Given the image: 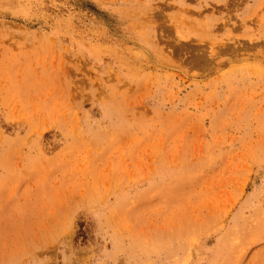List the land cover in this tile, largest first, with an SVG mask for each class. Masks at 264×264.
I'll list each match as a JSON object with an SVG mask.
<instances>
[{
    "label": "rangeland",
    "instance_id": "rangeland-1",
    "mask_svg": "<svg viewBox=\"0 0 264 264\" xmlns=\"http://www.w3.org/2000/svg\"><path fill=\"white\" fill-rule=\"evenodd\" d=\"M0 264H264V1L0 0Z\"/></svg>",
    "mask_w": 264,
    "mask_h": 264
},
{
    "label": "bare ground",
    "instance_id": "bare-ground-1",
    "mask_svg": "<svg viewBox=\"0 0 264 264\" xmlns=\"http://www.w3.org/2000/svg\"><path fill=\"white\" fill-rule=\"evenodd\" d=\"M264 1V0H263ZM261 2V1H260ZM263 3V2H262ZM190 42V41H189ZM220 46V45H219ZM215 53V52H214ZM216 55V54H215ZM214 56V55H213ZM218 56V55H217ZM213 58V57H212ZM214 59V58H213ZM207 61V60H206Z\"/></svg>",
    "mask_w": 264,
    "mask_h": 264
}]
</instances>
